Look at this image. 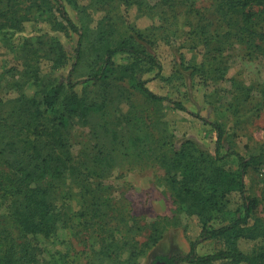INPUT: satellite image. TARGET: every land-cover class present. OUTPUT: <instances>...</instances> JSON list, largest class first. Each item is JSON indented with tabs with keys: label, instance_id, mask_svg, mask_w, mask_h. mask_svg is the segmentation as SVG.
<instances>
[{
	"label": "rangeland",
	"instance_id": "374dc122",
	"mask_svg": "<svg viewBox=\"0 0 264 264\" xmlns=\"http://www.w3.org/2000/svg\"><path fill=\"white\" fill-rule=\"evenodd\" d=\"M72 1L0 0V114L13 109L21 95H32L29 77L38 44L57 51L54 63L42 62L43 72L68 75L78 36L59 17V3L80 26L81 14ZM216 1L77 0L78 7H86V20L91 26L98 23L110 44L132 35L134 43L157 56L161 70L155 75V67L120 52L107 80L81 83L86 100L102 109L90 112L84 125L72 121L68 142L75 161L91 168L83 164L80 173L58 184L60 221L54 234L38 239L36 262L21 259L24 237L12 227L0 198V264H93L106 250L119 254L104 264H153L156 255L190 251L199 239L200 215L176 197L163 158L189 142L195 153L217 157V165L233 171L234 152L249 158L264 145V54H248L240 22L214 14ZM197 24L210 33L206 43L194 35ZM85 66L71 81L86 77ZM135 79H146L148 89L169 100H151L132 86ZM213 122L224 132L218 149ZM244 181L257 197L247 225L264 230V160L250 164ZM227 199L229 209L241 202L235 191ZM261 242L242 238L238 246L249 251ZM221 247L220 240H200L195 252Z\"/></svg>",
	"mask_w": 264,
	"mask_h": 264
},
{
	"label": "trees",
	"instance_id": "16d2710c",
	"mask_svg": "<svg viewBox=\"0 0 264 264\" xmlns=\"http://www.w3.org/2000/svg\"><path fill=\"white\" fill-rule=\"evenodd\" d=\"M91 1L97 3L104 0ZM72 4L81 14L80 26L72 21L62 3H59V17L78 36L75 59L68 75L52 77L43 72L42 62L54 63L53 57L57 51L40 42L34 53V70L29 77L35 87L32 95H21L13 109L5 115L0 114V177L4 174L0 179V198L7 207L6 215L12 227L24 237L19 252H22L21 259L27 263L38 260V239L54 234L60 221L56 197L58 184L80 173L83 164L91 168L85 164L86 161H75L68 142L69 124L72 121L84 125L88 122L90 112L102 109V105L86 100L81 83L96 85L107 80L114 69L113 57L120 52H127L144 64L155 67V75L161 70L157 56L134 43L132 35L119 43L110 44L99 30V24L91 26V22L86 20L89 17L86 7H78L77 0H73ZM194 13L196 15L199 12ZM213 13L222 18L238 20L240 29L244 31L240 39L249 49L248 54H264V0H217ZM195 26L194 35H202L206 43L210 33L201 24ZM140 37V33H137V38ZM83 64L86 65V77L71 81V75ZM79 85L82 86L81 91L78 90ZM132 86L151 100H169L148 89L146 79H135ZM171 102L176 108L186 110L179 101ZM210 124L216 131L218 149L223 128L216 122ZM195 151L191 143L184 142L168 158H163V163L176 197L191 212L200 215L199 239L191 243L188 253L156 255L153 264L158 260L165 264H178L182 260L193 264H264L263 242L249 251L238 246L242 238L264 241L262 228L247 225L257 197L248 191L244 181L250 164L264 160V145H259L258 154L250 155L249 158L234 152L237 166L233 171L217 165V157H206ZM233 191L239 195L241 202L234 209H229L227 198ZM213 220L218 224L214 225ZM207 239L220 240L223 247L206 254L196 253L195 245ZM7 251L8 247L4 253L8 254ZM106 251L97 253L93 264H104L105 260L110 262L119 254V251Z\"/></svg>",
	"mask_w": 264,
	"mask_h": 264
},
{
	"label": "water",
	"instance_id": "95a60500",
	"mask_svg": "<svg viewBox=\"0 0 264 264\" xmlns=\"http://www.w3.org/2000/svg\"><path fill=\"white\" fill-rule=\"evenodd\" d=\"M155 264H165V263L158 260V261L155 262Z\"/></svg>",
	"mask_w": 264,
	"mask_h": 264
}]
</instances>
